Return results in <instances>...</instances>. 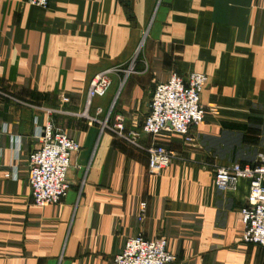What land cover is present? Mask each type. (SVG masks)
<instances>
[{"label":"crops","instance_id":"0c3cea01","mask_svg":"<svg viewBox=\"0 0 264 264\" xmlns=\"http://www.w3.org/2000/svg\"><path fill=\"white\" fill-rule=\"evenodd\" d=\"M104 70L111 85L89 112L109 125L123 116L127 131L141 130L158 83L205 73L193 140L142 134L136 147L89 124L78 113ZM0 90V264H113L137 235L167 238L169 264H264V248L241 237L249 180L214 179L264 154V0H0ZM49 120L81 148L67 195L38 206L29 154ZM153 144L175 153L157 173Z\"/></svg>","mask_w":264,"mask_h":264},{"label":"built area","instance_id":"2783aa9c","mask_svg":"<svg viewBox=\"0 0 264 264\" xmlns=\"http://www.w3.org/2000/svg\"><path fill=\"white\" fill-rule=\"evenodd\" d=\"M129 1V0H123ZM30 5L47 7L50 0H26ZM110 71L104 70L93 78L89 90L87 107L79 116L85 118L89 124H99L102 131L111 130L117 136L131 145L141 147L142 134L153 138L164 132H177L191 142L193 137L190 128L205 120L206 109L201 103L202 91L208 76L199 71H192L185 79L176 72L155 86L150 102V112L143 121L140 131L125 128V118L117 116L114 125H109L108 118L100 117L101 109L96 114L89 112L92 98L104 96L110 85ZM1 95H6L0 90ZM64 101L69 98L64 97ZM27 104L25 102H22ZM49 115L54 109L46 108ZM33 137L41 142L29 154V184L35 205L59 203L67 195L69 189L68 172L72 166V159L81 145L66 132L54 127L51 120L45 126H39ZM15 149L20 150V138L16 140ZM149 171L157 173L172 163L175 153L160 144H153L148 148ZM11 176L10 173L6 174ZM215 182L228 188L237 186L241 179L249 180V193L246 203L240 208L244 229L241 234L245 242L258 244L264 248V154H260L254 165H243L239 162L222 165L216 168ZM145 203L142 204L144 210ZM176 259L168 249V239H147L142 235L129 238L121 252L113 260V264H169Z\"/></svg>","mask_w":264,"mask_h":264}]
</instances>
